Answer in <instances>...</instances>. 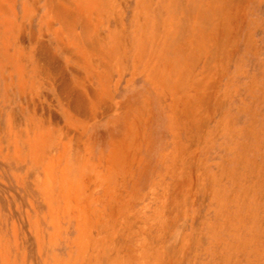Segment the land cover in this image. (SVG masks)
Segmentation results:
<instances>
[{"label": "bare ground", "instance_id": "bare-ground-1", "mask_svg": "<svg viewBox=\"0 0 264 264\" xmlns=\"http://www.w3.org/2000/svg\"><path fill=\"white\" fill-rule=\"evenodd\" d=\"M247 1L46 0L39 30L84 69L72 82L47 39L29 49L32 8L0 0V112L28 99L25 120L9 112L7 130L0 113V157L36 197L23 220L39 264H184L189 208L214 181L198 153ZM126 75L125 87L141 79L142 89L118 99ZM41 88L57 94L62 124L54 104H34ZM154 99L171 145L149 170ZM12 223L8 238L0 231V264H26Z\"/></svg>", "mask_w": 264, "mask_h": 264}, {"label": "rangeland", "instance_id": "rangeland-1", "mask_svg": "<svg viewBox=\"0 0 264 264\" xmlns=\"http://www.w3.org/2000/svg\"><path fill=\"white\" fill-rule=\"evenodd\" d=\"M242 14L236 43L230 50L229 63L218 89L224 99L209 121L208 141L198 153L207 167L208 178L214 181L210 191L197 194L189 208L193 217L188 221V229L194 231L195 240L190 253L185 255L184 264L263 262L264 0H248ZM2 83L0 80V87ZM6 115L4 111L3 117ZM164 125L162 118L153 121L149 170L156 163V153L151 149H161L164 137L166 142ZM3 165L0 161V169ZM3 177L10 181L8 174ZM9 181L0 180V203L6 215L15 203L13 191L15 201L23 202L22 192L16 186L14 190ZM24 218L15 216L18 237L28 249L26 264H39L36 242L26 231L29 221ZM23 229L24 240L21 239Z\"/></svg>", "mask_w": 264, "mask_h": 264}, {"label": "crops", "instance_id": "crops-1", "mask_svg": "<svg viewBox=\"0 0 264 264\" xmlns=\"http://www.w3.org/2000/svg\"><path fill=\"white\" fill-rule=\"evenodd\" d=\"M45 1L46 0H22V4L19 6V8H21L25 4V6H27L30 10L32 8V10L34 11V14H33L32 18H30L27 21V25L29 24V26H27V27H29V29H31V30H30L29 33L27 32L25 39H26V41L29 40L31 42V43L30 42L28 43L29 49L32 48L30 46L34 45V42L31 40L32 38L35 41H37L38 38L47 39V43L49 45V48L52 49L53 51H56V53L58 54L56 56L57 65H58V67L62 68V71L64 70L63 71V73H64L63 76L65 78L68 76L67 77L68 79L66 78L67 81L70 80V81L74 82L75 75H76L75 73H77L78 71L84 72V69L81 68L79 65L74 64L73 62H71L66 57L67 56L66 53L63 50L61 51V50L58 49L57 44H56V40L54 38V35L52 33L45 32V26L44 25L42 26V30H39V27L41 26V23L44 22L43 15H44V12H45V6H44ZM54 25H55V27H57V24H54ZM33 34H34V37H33ZM2 75L3 74L1 73V70H0V80L3 82L2 86L0 87V98H1L0 102L5 104V102H4L5 96L3 95L4 94L3 88H4L5 81L2 80ZM128 77L129 76L126 75V77L124 78V80H123V82L121 84L119 93L117 94L118 99L123 98V97L124 98L132 97L133 95H136L138 93V91H140L138 89H142L141 79H138V80L134 81V83L132 85H129L128 87H125V81H126V79ZM48 94L46 93V89L45 88H41V92H39V96L34 99V104L35 105L36 104H41V102H42V104L44 106H46L48 102H49V105L50 104H52V105L54 104L53 107L56 108V111H55L56 113L54 111H52L53 108H51V112H53L54 115L58 117V119L61 118L60 120H61V124H62L63 118H65V115H63L62 111H60V109H59V105L60 104H57V102H58L57 101V94L53 93V92L51 93V95L50 94L48 95ZM40 99H42V100H40ZM27 100H28L27 98H23V97L21 98L20 97V98H17L15 101H10V103L12 105L11 106H9V105L6 106L5 107L6 109L5 110L3 109L0 112L1 113V119L3 120L2 123H1L3 130H7V125H6V120L5 119H7V116H8L9 112L11 114H13V115H16V116L20 117L21 121L25 120V116L27 115V112L23 111V107L26 104L25 101H27ZM126 100H128V99H126ZM158 102H156L155 99L153 100V103H154L153 105H155V108H156L155 111H154V114L156 116L155 119L162 118L163 120L166 121V119L164 118L163 110L157 106ZM153 107H152V109H153ZM12 108L14 109L13 111L11 110ZM4 111H7V115L5 117H3V115H2V113ZM20 113H23V114L20 115ZM28 113H30V110L28 111ZM107 119L108 118L105 117L103 120H107ZM99 128H100L99 131H101V129L103 127L99 126ZM164 130L166 131V133H165L166 142L164 141L165 137L163 139L164 145H162L161 149H158V150H153L154 148L151 149L152 153H156V156L154 157V159L156 161L154 166H157L156 168L159 167L158 163H159V158H160L161 152H163L166 149H168V147L171 145V143L169 141V139L171 137H170L168 129H167V127L165 125H164ZM99 146H101V145H98L97 150H101V149L104 148V147L101 148ZM0 161L4 163L3 167H1V169H0V180L7 183L9 180L8 181L5 180V178L3 176L8 174L9 177H10V181L9 182H10V184L11 183L13 184V185L11 184V187L15 190V186H16L17 190H20L22 192V196H23V202H16L15 201V192L13 191L11 193L12 194V199H13V201L15 203L12 205V207H10L11 208L10 213L7 214V215L3 212L2 205L0 203V223H1L0 231L2 233H4L5 236L8 238V235L10 234V231H11V227L13 226L12 222L15 221V216L19 215V216H22V217H26L27 211H29L32 208L30 200L35 201L36 197H34L33 192L31 190H29V188H22V187L18 186V183L16 181V177H15V173L20 172L22 169H20L19 166H16L14 164V162H11V163L9 161L7 162L4 159H2L1 157H0ZM11 179H12V181H11ZM35 203H36V201H35ZM37 206H39L38 208L41 209V205H37ZM23 231H25V230L23 229ZM6 243H7V241H6ZM22 245H23V247H25V251H26L25 257L27 259L28 249H27L26 243L24 241H22ZM262 264H264V256H263Z\"/></svg>", "mask_w": 264, "mask_h": 264}]
</instances>
